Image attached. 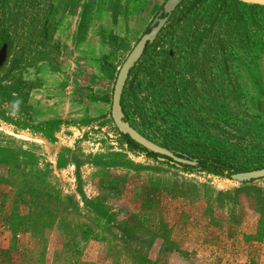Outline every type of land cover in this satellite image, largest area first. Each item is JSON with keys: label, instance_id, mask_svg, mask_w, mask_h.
Masks as SVG:
<instances>
[{"label": "rangeland", "instance_id": "rangeland-1", "mask_svg": "<svg viewBox=\"0 0 264 264\" xmlns=\"http://www.w3.org/2000/svg\"><path fill=\"white\" fill-rule=\"evenodd\" d=\"M212 1L160 39L158 59L173 50L183 70L178 82L195 80V122L209 115L220 127L208 131L252 146L264 142V8L245 10L248 46H238V26L224 15L215 31L228 36L206 38L198 55L174 47L184 28L208 24ZM51 2L57 0H0V33L5 27L18 38L0 75V264H264V177L237 182L181 170L130 150L113 120L119 71L162 6L133 44L113 54L107 99L91 86L77 91L85 105L89 93L102 100L90 104V115L38 124L13 103L7 93L19 54L26 51L29 68L54 51L33 43ZM126 105H136L128 95ZM135 115L146 125L139 109ZM242 125L246 137L238 135Z\"/></svg>", "mask_w": 264, "mask_h": 264}, {"label": "trees", "instance_id": "trees-1", "mask_svg": "<svg viewBox=\"0 0 264 264\" xmlns=\"http://www.w3.org/2000/svg\"><path fill=\"white\" fill-rule=\"evenodd\" d=\"M206 1L183 0L181 2L177 12H174L175 18H172L170 23L166 25L162 36L154 43L147 45L143 57L131 70L122 96V107L125 118L135 128L148 138L170 149L178 156L188 158L192 161L195 160L196 164L181 163L177 165L171 162L172 158L150 151L138 144L128 134H121L130 150L144 151L157 160H160L161 157H166L164 162L181 170L192 172L204 171L232 177L233 174L238 172L264 167L262 166L264 163V142H256L252 146H245L241 140L242 143L239 145L231 144L228 142L227 137L212 133L206 129H218L220 127L217 121L212 122L209 115L206 117L198 116L195 122L193 115L196 111L190 103V97L195 96L194 101H198L196 96L199 95L195 91L197 87L194 86V82L191 85V81L183 83L179 80L178 82L183 70L177 68V60L175 56L171 55L170 51H167L166 58L164 60L162 59V62L158 59L159 55L162 54L159 46L161 44L159 43L160 39L171 34L174 35L180 27L182 28L184 24H188L185 21L188 16L195 12L199 13L200 7L205 6ZM54 3H49L48 10L40 21L39 34L36 35L33 43L57 52L60 49V44L54 41V34L57 29V13L59 12V8ZM209 8L210 11L207 17L208 24H198L196 27L190 25L184 28V36L179 38L176 46L179 48L184 46L186 50L190 48L191 51H189V54L198 55L201 47L205 45L204 40L206 38L212 37L215 34H221L222 31L216 32L215 27L222 18L221 16L224 15H231L230 18L238 26V29L235 31L240 36L236 40V43L239 44L238 46H248L251 43V35L246 27L245 10L264 8V6L247 4L239 0H213ZM84 32L85 29L81 26L79 37H83ZM222 34L228 36L227 31H223ZM112 39L116 42L114 36H112ZM218 39L219 41L222 40L221 38ZM17 41L18 38L16 35L9 33L7 28H2L0 33V49L6 44L8 56L4 64L0 66V75L10 55L13 53ZM25 53L26 51H22L15 61L14 65H20V67L14 72L11 81L13 89L8 91L7 94L12 99L19 100V104L29 112L27 98L30 90L36 87L38 83L28 81L24 78L23 73L28 68V65L24 61ZM221 53L225 54V51H221ZM101 59L103 69L106 72L114 69L115 66L110 61L109 55H104ZM223 59L226 60L228 58L224 55ZM225 73L229 76V69L227 67H225ZM230 85L232 87L236 86L232 82ZM142 94H144V98L140 97ZM126 95H128L133 104H136L131 111L127 109ZM211 96L212 94L209 97ZM103 98L107 99V96ZM138 109L141 119L146 125L141 124V126H138L136 124L134 118H136L135 114ZM191 112H193L192 116H190ZM225 121H228V118H225ZM47 123L60 124L62 122L48 121ZM245 128L243 125L240 127L239 136L246 137V133L243 132V130H246ZM224 132L227 131L224 130ZM241 159H245V163H242L240 161Z\"/></svg>", "mask_w": 264, "mask_h": 264}, {"label": "crops", "instance_id": "crops-1", "mask_svg": "<svg viewBox=\"0 0 264 264\" xmlns=\"http://www.w3.org/2000/svg\"><path fill=\"white\" fill-rule=\"evenodd\" d=\"M166 1L57 0L54 41L60 49L24 72L26 80L38 83L27 98L31 121L63 124L90 115L91 105L110 93L111 78L101 58L109 55L114 63L113 54L123 51L125 44H133ZM81 26L83 37H79ZM85 86L96 88L101 99L89 93L85 105V97L77 94Z\"/></svg>", "mask_w": 264, "mask_h": 264}, {"label": "water", "instance_id": "water-1", "mask_svg": "<svg viewBox=\"0 0 264 264\" xmlns=\"http://www.w3.org/2000/svg\"><path fill=\"white\" fill-rule=\"evenodd\" d=\"M239 1L253 5L264 6V0H239ZM180 2L181 0H168L164 5L163 8L164 12L170 15L176 9V7ZM167 20H168V16L165 18L156 19L155 22L153 23V27L150 30V32L145 33L140 38V40L134 46V48L126 58L125 62L123 63L114 86L112 117L121 133L128 134L133 140H135L138 144L144 146L148 150L172 158L171 162L176 163L177 165H180L181 163L195 164L196 163L195 160L192 161L188 158L180 157L170 149L152 141L151 139L143 135L141 132H139L125 118V114L122 107V96L131 70L141 59L147 45L153 43L156 40L158 34L160 33L161 29L163 28ZM157 21L159 23L155 25ZM7 56H8L7 45L5 44L0 50V66L4 64L5 60L7 59ZM160 159L166 160V157H161ZM263 177H264V167L260 169L245 171V172H238L232 175V179L237 182H248Z\"/></svg>", "mask_w": 264, "mask_h": 264}, {"label": "flooded vegetation", "instance_id": "flooded-vegetation-1", "mask_svg": "<svg viewBox=\"0 0 264 264\" xmlns=\"http://www.w3.org/2000/svg\"><path fill=\"white\" fill-rule=\"evenodd\" d=\"M167 1H168V0H167ZM167 1H166V2H167ZM182 1H183V0H181V2H182ZM166 2H165V3H166ZM181 2L178 4V6L176 7V9H175L170 15H168L167 13H165L164 10H163L165 4L162 6V8L160 9V11L156 14V16L154 17V20H153V22H152V24H151V28L148 30V32H150V30L152 29V27H153L152 25H153V23L155 22L156 19H161V18H165V17L168 16V20L166 21L165 25H164L163 28L161 29V31H160V33L158 34V36H157V38H156L155 41L158 40V38L160 37L161 33L164 31L166 25H167L168 23H170L171 19H172V18H175V16H174V15H175L174 12H175V11L177 12V9H178L179 6L181 5ZM241 2H242V1H241ZM243 3H245V2H243ZM247 4H249V3H247ZM158 23H159V22L157 21V22L155 23V25H157ZM148 32H146V33H148ZM155 41H154V42H155ZM154 42H153V43H154ZM150 44H152V43H150ZM2 47H3V46H2ZM174 47L177 48L176 45H174ZM0 50H1V49H0ZM187 50H188V51H191L190 48H187ZM169 51H170V53H171L172 56H175V57H176V55L174 54L175 52H174L173 50H169ZM144 52H145V51H144ZM176 52H177V50H176ZM7 53H8V50H7ZM143 54H144V53H143ZM162 56H163V55H162ZM142 57H143V55H142ZM142 57H141V58H142ZM165 58H166V56H164L163 60H164ZM140 60H141V59H140ZM140 60H139V61H140ZM176 60H177V58H176ZM139 61H138V62H139ZM138 62H137V63H138ZM135 66H136V65H135ZM194 81H195V80L192 79V82H194ZM195 164H196V163H195Z\"/></svg>", "mask_w": 264, "mask_h": 264}, {"label": "clouds", "instance_id": "clouds-1", "mask_svg": "<svg viewBox=\"0 0 264 264\" xmlns=\"http://www.w3.org/2000/svg\"><path fill=\"white\" fill-rule=\"evenodd\" d=\"M13 103L16 104V105H18L20 103V101L19 100H16Z\"/></svg>", "mask_w": 264, "mask_h": 264}]
</instances>
